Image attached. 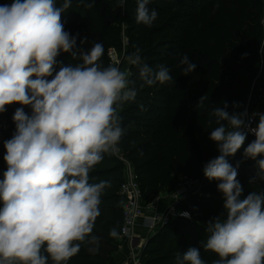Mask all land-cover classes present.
I'll return each instance as SVG.
<instances>
[{"label": "clouds", "instance_id": "1", "mask_svg": "<svg viewBox=\"0 0 264 264\" xmlns=\"http://www.w3.org/2000/svg\"><path fill=\"white\" fill-rule=\"evenodd\" d=\"M150 2L137 0V24L151 27L156 20ZM124 3L120 0L121 7ZM70 6L71 0L59 7L54 0H12L0 5V114L8 105L21 106L12 116L15 132L4 141L7 169L0 179V264H48L49 258L53 264H64L82 244L96 245L88 251H98L99 238L92 233L101 214V195L110 181L89 183V173L104 154L118 151L125 132L118 109L133 101L137 91L125 71L99 62L104 54L101 43L74 51L78 34L65 31L61 22ZM61 53H70L79 62L59 63ZM127 59L137 66L144 85L176 82L168 67L154 69L142 63L139 48ZM178 66L187 76L197 65L185 54ZM205 99L200 97L201 107ZM221 103L223 107L210 113L216 126L209 135L219 155L203 166V174L217 182L224 212L208 221L206 239L200 244L219 257L212 264H264V191L244 196L237 179L240 162L233 166L228 159L251 132L255 139L243 156L256 161L257 173L249 183L264 182V158L258 159L264 157V114L230 112L228 102ZM239 107L233 102V109ZM253 118H258L255 127H251ZM178 215L191 218L187 211ZM109 235L119 238L115 227ZM176 264L206 262L200 248L189 247L177 256Z\"/></svg>", "mask_w": 264, "mask_h": 264}, {"label": "trees", "instance_id": "2", "mask_svg": "<svg viewBox=\"0 0 264 264\" xmlns=\"http://www.w3.org/2000/svg\"><path fill=\"white\" fill-rule=\"evenodd\" d=\"M226 1L212 0L211 6L198 7L197 0H178L177 4L170 2L160 6L151 0L148 7L158 14L153 24L162 21L151 27L135 22L137 0H125L123 7L120 0H71L79 15L68 8L61 16L65 31L78 34L74 49L77 53L87 51L93 43H101L104 54L99 62L107 67L111 65L110 48H116L124 59L139 48L142 63L154 69L164 65L176 80L175 83L144 85L137 66L131 65L128 78L135 81L137 95L118 109L120 124L125 130L118 146L134 164L147 202L159 194L161 188L171 187L175 174L198 180L199 193L185 194L176 203L178 209L191 201L187 208L191 218L179 217L150 231L141 252V264H176L177 256H182L189 247L200 248L206 264L219 259L200 244L206 239L208 221L224 212L217 182H210L203 174V166L219 155L215 142L209 139L210 131L216 126L210 113L217 106L223 107L222 101L228 102L230 112L242 109L244 96L254 82L257 89L252 91L251 113H248L250 116L264 114V52L260 53L264 46L258 32L262 24L259 21L254 24L257 35L253 38L250 36L252 23L249 24L246 17L247 11L258 17L264 15V0H239L244 7L239 11L227 6ZM11 2L0 0V5ZM54 2L59 7L64 0ZM157 34L163 35L165 40L154 47L153 37ZM164 46L169 48L163 49ZM185 54L197 65L187 76L182 75V66H178ZM57 61L79 62L74 61L70 53H61ZM234 61H244L243 64L247 61L248 66L243 67L245 72L235 68ZM202 96L206 97L203 107L198 104ZM233 102H239L240 107L233 109ZM17 107L21 106L8 105L7 111L0 114V179L7 169L3 160L4 141L15 132L12 116ZM25 111L31 114L30 107L25 106ZM257 123L258 118H253L254 127ZM5 125L8 127L4 128ZM254 139L255 136L248 133L241 149L228 158L233 166L240 162L237 179L243 186L244 196L250 191H264V182L257 179L249 183L257 173L256 161L243 156L244 148ZM123 180L122 162L113 153L104 154L89 173V183L110 181V187L101 195V214L92 233L99 238L98 251H88L96 245L82 244L80 252L64 264H118L121 241L110 237L109 231L115 227L120 233L123 224L124 197L119 191ZM48 264H53L50 258Z\"/></svg>", "mask_w": 264, "mask_h": 264}, {"label": "built area", "instance_id": "3", "mask_svg": "<svg viewBox=\"0 0 264 264\" xmlns=\"http://www.w3.org/2000/svg\"><path fill=\"white\" fill-rule=\"evenodd\" d=\"M108 54L111 64H115L119 57L116 48H110ZM7 127V125L4 126V128ZM251 127H254L253 119ZM248 133L252 134L251 132ZM113 154L122 162L124 167V180L119 189L121 195L124 197L123 224L120 229L119 240L121 244L127 243L130 248L128 258L124 264H141V252L146 239H142L138 235V227L142 223L150 231H153L157 226L165 225L182 217L178 213L183 211L177 209L176 203L184 195V190H177L176 193L179 194V198L176 193L173 194V203L165 211H160L155 203H152V201L147 202L144 199V194L132 161L123 154L119 146L118 151Z\"/></svg>", "mask_w": 264, "mask_h": 264}, {"label": "rangeland", "instance_id": "4", "mask_svg": "<svg viewBox=\"0 0 264 264\" xmlns=\"http://www.w3.org/2000/svg\"><path fill=\"white\" fill-rule=\"evenodd\" d=\"M153 1L155 4H157V6H160L162 4H168L170 2L177 4V2H178V0H153ZM186 1H188V0H186ZM195 2H196V0H195ZM211 2H212V0H197V2L195 4L198 7L201 5L211 6ZM226 3H227V6L233 7L236 11H239L241 8L244 9V7L240 4L239 0H227ZM69 8L71 10H74L75 12L77 11L74 7V4H72V3H71V6ZM78 15H79V13L76 12V16H78ZM246 17H247L249 24L252 23V30L250 31V36L253 38L256 37V35H257V33H256L257 31L254 27V24H256L258 21L262 24V28L260 30H258V32L260 34L259 39H261L262 45L264 46V15L258 17L256 15H254L252 11H247ZM254 21H255V23H254ZM161 23H162V21H158L157 23H154L153 25H159ZM180 32H182V30H180ZM125 38H126V40H125V42H126L127 37L125 36ZM153 38H154V47L158 44L159 41L162 42L163 40H165V39H163V35H158V34L155 35ZM166 42H168V41H166ZM168 46H170V45H168ZM167 47L164 46L163 49H166ZM170 48H172V47L170 46ZM117 53L119 55L118 60H116L117 62H115V64H111V65L118 66L121 69V71H125L129 77L131 75V72H132L131 71V64L129 63L128 59H124V57L120 55L119 51H117ZM260 53H262L261 50H260ZM243 63H244V61L243 62L242 61H234L232 63V65L235 68H238L239 70H241V72H242L244 70L243 67L245 66V68H246L248 66L247 61H245V64H243ZM243 72H245V71H243ZM255 89H257V87L255 88V83L252 82V85H251V88L249 90L248 95L245 94L244 99H243V103H245V106L242 107V109H240V110H236V112H240L241 110H244V111L246 110L247 113H248V111L250 112L251 108H249V102H250V99L252 96V91ZM173 180H174V183L171 187L161 188L160 193L155 195L153 197V200H151L152 203H155V205L158 206V208H159L160 203H158V200H161V202H162L163 200L168 199L167 200L168 202L166 203L167 205H162L163 208H161V210L159 209L160 211H165L173 203L174 200L169 202L170 201L169 199H172V195L175 194L177 190H180V189L184 190V195L188 194V193H192V194L199 193V189L197 186V184H198L197 179H194L191 176H188L185 174H175L173 176ZM219 199L223 200L222 195L219 197ZM190 204H192L191 201H188V203L186 205L182 204V206H180L178 208V210L179 211H181V210L187 211L190 213L189 209H187L188 205H190ZM183 209H185V210H183ZM120 245H122V244L120 243Z\"/></svg>", "mask_w": 264, "mask_h": 264}, {"label": "crops", "instance_id": "5", "mask_svg": "<svg viewBox=\"0 0 264 264\" xmlns=\"http://www.w3.org/2000/svg\"><path fill=\"white\" fill-rule=\"evenodd\" d=\"M151 200H153V197L151 198ZM168 199H165L161 202V200H158V203H160L159 205V209L161 210V208H163L162 205H167L166 203ZM171 202L172 199H169ZM150 232V230L145 226V225H141L138 227L137 233L138 235L142 238L145 239L148 235V233ZM129 246L127 243H123L122 245L119 246V249L117 251V260H118V264H124V262L127 260L128 258V254H129Z\"/></svg>", "mask_w": 264, "mask_h": 264}]
</instances>
